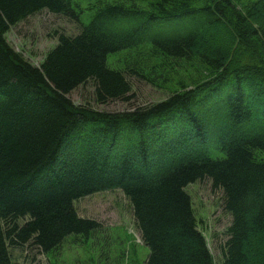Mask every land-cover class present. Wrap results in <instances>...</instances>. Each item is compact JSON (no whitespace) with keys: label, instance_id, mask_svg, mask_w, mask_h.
Instances as JSON below:
<instances>
[{"label":"trees","instance_id":"1","mask_svg":"<svg viewBox=\"0 0 264 264\" xmlns=\"http://www.w3.org/2000/svg\"><path fill=\"white\" fill-rule=\"evenodd\" d=\"M150 2L93 3L90 22L59 32L34 65L10 28L43 9L80 12L72 0H0V264H15L12 249L88 239L99 223L75 201L110 189L132 205L145 264H216L186 190L205 178L232 215L218 264H264V0ZM135 79L176 86L116 112L69 97L92 81L97 103L129 100Z\"/></svg>","mask_w":264,"mask_h":264},{"label":"rangeland","instance_id":"2","mask_svg":"<svg viewBox=\"0 0 264 264\" xmlns=\"http://www.w3.org/2000/svg\"><path fill=\"white\" fill-rule=\"evenodd\" d=\"M99 0H72L80 12V23L67 16L43 9L12 26L7 33L8 43L29 62L39 65L47 52L58 43V33L75 34L80 25L90 22L89 7ZM103 2L135 3L150 7V0H100ZM236 9L244 8V0H233ZM82 7V9H78ZM82 11V13H81ZM111 66H120L119 54L109 56ZM176 85L159 87L146 81L133 80V92L129 100H111L97 103L95 85L88 81L73 90L69 97L77 105H89L99 111L116 112L149 105L168 96ZM264 159V152L257 154ZM193 202L199 229L206 237L215 263L222 259V247L229 238L227 229L232 215L225 210L224 192L205 178L186 187ZM81 217L94 219L99 228L84 241L71 238L60 249L44 253L32 246L12 249L15 264H145L149 248L145 245L136 224L132 205L121 189L99 191L75 201Z\"/></svg>","mask_w":264,"mask_h":264}]
</instances>
